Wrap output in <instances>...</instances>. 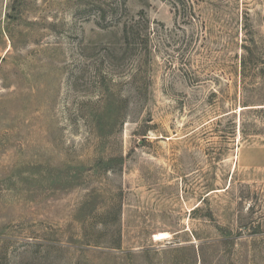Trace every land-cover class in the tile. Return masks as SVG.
<instances>
[{"label":"rangeland","instance_id":"obj_1","mask_svg":"<svg viewBox=\"0 0 264 264\" xmlns=\"http://www.w3.org/2000/svg\"><path fill=\"white\" fill-rule=\"evenodd\" d=\"M174 1L0 0V264H264V0Z\"/></svg>","mask_w":264,"mask_h":264},{"label":"trees","instance_id":"obj_2","mask_svg":"<svg viewBox=\"0 0 264 264\" xmlns=\"http://www.w3.org/2000/svg\"><path fill=\"white\" fill-rule=\"evenodd\" d=\"M175 1H176V2H180L181 5H182V7L184 6V4H182V1H181V0H175ZM175 1H174V2H175ZM174 5H176V3H174ZM189 15H191V14H189ZM187 18H188L189 20L192 19L190 16H188ZM244 48H245V50H247V56L249 57V60H251V59H250V55H252V54L249 52L248 47H244ZM247 59H248V58H245V56H243V57L241 58V67H242V69H245V68H246V66H247V64H248ZM245 70H247V69H245ZM243 107H247V106H243ZM245 110H249V109H245ZM240 112H242V110H241ZM241 114H242V113H241ZM235 127H236V125L234 126V128H235ZM242 127H243V124H242V123H239V130H240V132H241Z\"/></svg>","mask_w":264,"mask_h":264},{"label":"bare ground","instance_id":"obj_3","mask_svg":"<svg viewBox=\"0 0 264 264\" xmlns=\"http://www.w3.org/2000/svg\"><path fill=\"white\" fill-rule=\"evenodd\" d=\"M167 237V234L166 233H160L159 234V238H160V240L161 239H164V238H166Z\"/></svg>","mask_w":264,"mask_h":264}]
</instances>
